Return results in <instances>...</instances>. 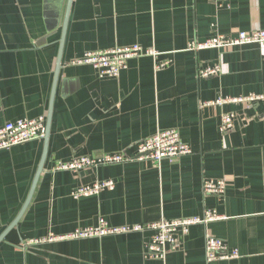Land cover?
I'll return each instance as SVG.
<instances>
[{"label": "crops", "instance_id": "1", "mask_svg": "<svg viewBox=\"0 0 264 264\" xmlns=\"http://www.w3.org/2000/svg\"><path fill=\"white\" fill-rule=\"evenodd\" d=\"M264 30V0H0V127L42 117L45 138L0 151V264H264V43L188 50L217 35ZM139 45L116 78L70 62ZM166 62L162 67L159 65ZM218 67L203 78L199 71ZM236 101L216 104L217 99ZM224 114L233 128L219 130ZM176 130L191 154L60 170L78 157L133 156ZM223 180L220 195L203 181ZM113 190L74 199L79 187ZM223 217L191 226L163 260L146 255L154 231L43 241L93 227ZM239 257L208 263L205 236ZM35 241V242H34Z\"/></svg>", "mask_w": 264, "mask_h": 264}, {"label": "built area", "instance_id": "2", "mask_svg": "<svg viewBox=\"0 0 264 264\" xmlns=\"http://www.w3.org/2000/svg\"><path fill=\"white\" fill-rule=\"evenodd\" d=\"M264 43V30L257 29L252 31H240L234 36L217 35L211 37L203 43H191L188 50L197 52L206 49H232L235 47L257 45ZM159 53L152 49H143L139 45L128 47H116L99 51H91L83 56L76 58L70 62L71 65H87L91 66L99 78H116L119 73L127 68L130 59L152 56L156 57ZM166 62L161 63L162 67ZM218 67H205L200 69L199 76L208 78L219 73ZM264 99V95H251L246 100ZM236 101L235 99H217L216 104L228 103ZM235 116L232 114H224L221 117L219 130L226 133L233 128ZM46 127L42 117L36 119H19L15 122H8L0 127V151L10 149L14 146L21 145L33 140L45 138ZM191 154L190 147L185 144L176 130H165L150 137L143 139L136 144V152L133 156L116 153L103 155L95 159L91 157H78L69 163H59L55 170H65L78 172L87 167L97 165H109L122 162L137 161H153L156 164L164 160L173 161L181 157ZM112 181H103L94 183L89 186L77 188L72 197L78 199L80 197H88L97 195L99 192L107 189L113 190ZM225 182L223 180H205L203 181L202 191L206 195L220 196L225 192ZM223 217L212 212H207L203 219L200 218H182L171 221H160L146 225H134L132 227H110L103 219H99L96 226L77 229L72 233L63 236H55L50 234L43 241H60L75 240L94 237H103L108 235H117L143 230L154 231V235L146 244V255L152 259L163 260L170 251L178 249L179 237L186 235L191 226L204 225L211 221L220 220ZM35 242V241H34ZM204 253L206 262L233 260L239 257L235 249H230L222 239L211 235L205 236Z\"/></svg>", "mask_w": 264, "mask_h": 264}]
</instances>
